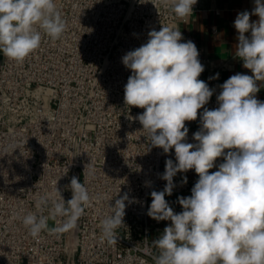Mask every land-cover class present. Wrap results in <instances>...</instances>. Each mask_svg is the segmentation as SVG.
<instances>
[{
	"label": "built area",
	"instance_id": "built-area-1",
	"mask_svg": "<svg viewBox=\"0 0 264 264\" xmlns=\"http://www.w3.org/2000/svg\"><path fill=\"white\" fill-rule=\"evenodd\" d=\"M55 4L67 22L61 38L42 34L40 47L23 62L3 53L0 60V264H154L157 250L152 241L170 221L157 222L147 215L150 193L163 190L166 181L159 174L166 159L175 162V151L165 154L152 147L139 121L129 118L144 109L124 103L131 70L122 57L162 25L179 28L181 42L196 45L195 37L182 29L187 18L176 17L162 0ZM197 49L205 68L198 79L215 90L205 107L215 109L219 85L231 63ZM217 73L218 79L209 80ZM255 95L263 100L259 92ZM185 124L186 141L196 143L199 113L196 121ZM222 162L223 157L217 158V165ZM74 175L85 182L92 197L77 227L62 234L42 231L33 238L22 217L29 212L40 215L36 201L41 196L56 198V186L65 201L70 199ZM184 176L187 183L181 186ZM173 179L176 187L165 199L179 213L177 197L191 195L198 175L188 170ZM125 192L137 202H125V226L116 230L118 243L110 245L101 241V220ZM62 220L49 219V229Z\"/></svg>",
	"mask_w": 264,
	"mask_h": 264
},
{
	"label": "clouds",
	"instance_id": "clouds-1",
	"mask_svg": "<svg viewBox=\"0 0 264 264\" xmlns=\"http://www.w3.org/2000/svg\"><path fill=\"white\" fill-rule=\"evenodd\" d=\"M162 3L186 19L197 0ZM252 16L258 19L252 21ZM233 26L238 33L235 56L252 75L236 73L219 85L215 109L205 107L215 90L198 79L205 70L199 51L191 40L181 42L179 28L150 30L146 43L122 57L131 70L124 103L144 109L129 118L139 121L152 147L165 154L175 151V162L166 159L159 174L166 181L163 190L150 193L147 215L157 222L170 221L152 241L157 250L154 264H264V101L255 95L260 91L257 82L264 81V0H254L251 11L239 12ZM66 28L55 0H0V53L12 60L23 62L40 47L42 34L57 40ZM198 113L196 143H188L185 122L196 121ZM220 157L223 162L217 165ZM214 167L218 170L209 172ZM188 170H194L198 180L190 196L177 197L182 211L176 213L165 197L172 195L177 173ZM186 183L184 176L181 186ZM69 188L67 201L56 186V198L41 196L36 201L40 215L29 212L22 217L33 238L42 231L62 234L77 227L92 197L75 175ZM126 201L137 202L125 192L109 206L111 213L101 220L102 242L118 243L116 230L125 226ZM57 218L62 222L49 229L48 220Z\"/></svg>",
	"mask_w": 264,
	"mask_h": 264
},
{
	"label": "crops",
	"instance_id": "crops-1",
	"mask_svg": "<svg viewBox=\"0 0 264 264\" xmlns=\"http://www.w3.org/2000/svg\"><path fill=\"white\" fill-rule=\"evenodd\" d=\"M196 5L192 15L182 24L183 31L195 37L196 46L206 56L230 60L231 68L224 72L223 82L236 73L251 76V70L244 68L242 60L235 56L238 33L233 23L239 12L253 9L254 0H197ZM257 19L251 17L252 21ZM1 57L2 53L0 60ZM257 85L264 101V81H258Z\"/></svg>",
	"mask_w": 264,
	"mask_h": 264
},
{
	"label": "rangeland",
	"instance_id": "rangeland-1",
	"mask_svg": "<svg viewBox=\"0 0 264 264\" xmlns=\"http://www.w3.org/2000/svg\"><path fill=\"white\" fill-rule=\"evenodd\" d=\"M184 197H186V195H184Z\"/></svg>",
	"mask_w": 264,
	"mask_h": 264
}]
</instances>
